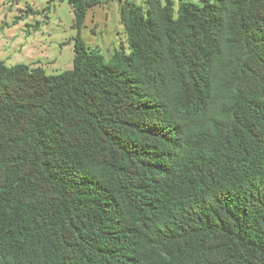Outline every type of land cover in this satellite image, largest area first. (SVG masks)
I'll return each mask as SVG.
<instances>
[{
    "label": "trees",
    "instance_id": "1",
    "mask_svg": "<svg viewBox=\"0 0 264 264\" xmlns=\"http://www.w3.org/2000/svg\"><path fill=\"white\" fill-rule=\"evenodd\" d=\"M66 1L71 68L0 60V264H264V0H123L108 59Z\"/></svg>",
    "mask_w": 264,
    "mask_h": 264
},
{
    "label": "rangeland",
    "instance_id": "2",
    "mask_svg": "<svg viewBox=\"0 0 264 264\" xmlns=\"http://www.w3.org/2000/svg\"><path fill=\"white\" fill-rule=\"evenodd\" d=\"M122 4L123 0H101L86 11L81 37L105 59L115 49L126 50ZM72 20L66 0H0V60L6 65L25 63L31 69L39 66L47 74L71 68L75 34ZM36 21L39 24L33 28Z\"/></svg>",
    "mask_w": 264,
    "mask_h": 264
}]
</instances>
